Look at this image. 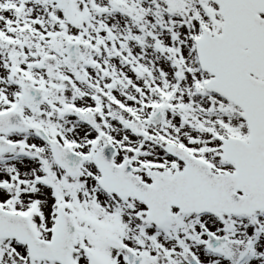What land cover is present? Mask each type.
I'll return each instance as SVG.
<instances>
[{
    "label": "snow or ice",
    "instance_id": "6c2138e0",
    "mask_svg": "<svg viewBox=\"0 0 264 264\" xmlns=\"http://www.w3.org/2000/svg\"><path fill=\"white\" fill-rule=\"evenodd\" d=\"M0 264H264V0H0Z\"/></svg>",
    "mask_w": 264,
    "mask_h": 264
}]
</instances>
